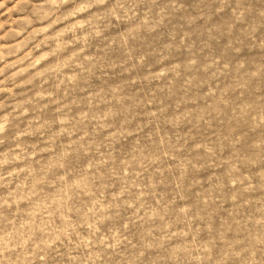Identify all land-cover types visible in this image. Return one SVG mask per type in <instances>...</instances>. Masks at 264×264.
Returning <instances> with one entry per match:
<instances>
[{"label":"rangeland","instance_id":"rangeland-1","mask_svg":"<svg viewBox=\"0 0 264 264\" xmlns=\"http://www.w3.org/2000/svg\"><path fill=\"white\" fill-rule=\"evenodd\" d=\"M0 264H264V0H0Z\"/></svg>","mask_w":264,"mask_h":264}]
</instances>
